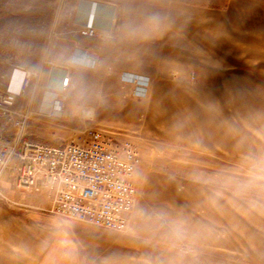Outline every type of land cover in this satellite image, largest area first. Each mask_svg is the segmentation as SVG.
Segmentation results:
<instances>
[{
    "label": "rangeland",
    "instance_id": "1",
    "mask_svg": "<svg viewBox=\"0 0 264 264\" xmlns=\"http://www.w3.org/2000/svg\"><path fill=\"white\" fill-rule=\"evenodd\" d=\"M76 1L4 0L0 41H30L40 59L51 26L49 50L67 31ZM253 19L241 43L220 46L226 83L205 91L203 101L218 107L199 118L172 100L150 110L128 88H71L66 119L31 116L25 133L33 141L66 142L84 128L131 140L146 183L122 232L50 214L28 201L33 194L1 189L0 207L24 219L47 250L42 263L29 256L20 264H264V12Z\"/></svg>",
    "mask_w": 264,
    "mask_h": 264
},
{
    "label": "crops",
    "instance_id": "2",
    "mask_svg": "<svg viewBox=\"0 0 264 264\" xmlns=\"http://www.w3.org/2000/svg\"><path fill=\"white\" fill-rule=\"evenodd\" d=\"M93 1L98 2L94 25L110 33L107 40L87 37L81 30ZM263 5L264 0H77L71 8L67 31L58 33L61 37L53 41L48 60L68 65L76 47L89 50L95 64L71 65L68 95L71 88H128L134 98L148 100L150 110L172 100L177 102V108L186 106L194 118H199L203 115L201 109L218 107L217 102L203 101L205 91L215 88L217 92L216 88L226 83L227 65L220 46L241 43L243 24L253 22L254 14L264 12L260 8ZM30 43L27 41L29 52H19L18 57L27 70L33 71L39 59L35 61L37 50ZM6 70L0 65V76ZM123 73L147 77L145 94L135 95L134 87L122 81ZM60 76L59 70L50 72L46 65L42 86L48 79L56 86ZM167 88H171L169 96L164 91ZM74 98L78 99L77 95ZM49 103L47 100L40 110L46 111ZM69 113L68 106L57 117L66 119ZM139 167L134 175L137 207L144 200L146 183ZM10 173L6 171L0 180L1 189L7 193L14 187ZM28 201L45 206V211L49 206L48 198L42 194H33ZM33 233L24 219L0 207V264L24 263L29 256L33 263L45 261L47 250L41 242L35 244Z\"/></svg>",
    "mask_w": 264,
    "mask_h": 264
},
{
    "label": "built area",
    "instance_id": "3",
    "mask_svg": "<svg viewBox=\"0 0 264 264\" xmlns=\"http://www.w3.org/2000/svg\"><path fill=\"white\" fill-rule=\"evenodd\" d=\"M97 3H91L81 30L87 37L103 41L110 33L94 25ZM3 6L4 0H0V11ZM53 27L33 71L27 70L18 57L19 52H29L25 40L14 37L6 39L7 43L0 41V65L7 69L0 76V180L6 171L12 172L17 191L48 198L46 212L50 214L103 229L125 231L137 195L134 175L141 163L134 142L117 140L104 130L93 128H84L75 138L57 144L33 141L26 136L32 115L52 118L65 112L71 65L95 64L87 48L77 47L68 65L49 61ZM10 45L13 51L9 50ZM46 65L50 72L59 70L61 76L56 86L49 79L43 85L44 91L53 96L49 108L42 111L34 107V101ZM121 79L134 87L135 95L147 91V77L123 73ZM0 197L4 198L1 186Z\"/></svg>",
    "mask_w": 264,
    "mask_h": 264
},
{
    "label": "trees",
    "instance_id": "4",
    "mask_svg": "<svg viewBox=\"0 0 264 264\" xmlns=\"http://www.w3.org/2000/svg\"><path fill=\"white\" fill-rule=\"evenodd\" d=\"M52 96H53V94L51 92H47V91L43 92V97H44L43 99H45V100L50 101Z\"/></svg>",
    "mask_w": 264,
    "mask_h": 264
}]
</instances>
